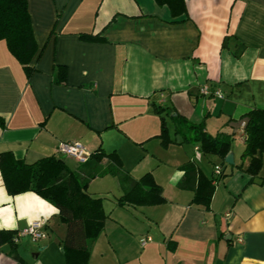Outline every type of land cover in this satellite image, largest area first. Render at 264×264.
Returning a JSON list of instances; mask_svg holds the SVG:
<instances>
[{
  "label": "crops",
  "instance_id": "crops-1",
  "mask_svg": "<svg viewBox=\"0 0 264 264\" xmlns=\"http://www.w3.org/2000/svg\"><path fill=\"white\" fill-rule=\"evenodd\" d=\"M27 8L37 44L29 76L0 41V154L26 164L55 156L102 199L106 219L88 264H264V155L255 177L242 158V118L264 109V0H185L178 17L154 0H27ZM60 67L65 80L56 83ZM177 115L231 136L234 163L177 134ZM68 141L92 158L58 155ZM146 175L164 201L120 205L131 180ZM204 183L207 204L194 201ZM33 194L7 192L14 199L0 203V216L32 217L46 238L18 237L29 223L17 219L0 230L14 235L0 244V264L65 263L66 225Z\"/></svg>",
  "mask_w": 264,
  "mask_h": 264
},
{
  "label": "trees",
  "instance_id": "trees-1",
  "mask_svg": "<svg viewBox=\"0 0 264 264\" xmlns=\"http://www.w3.org/2000/svg\"><path fill=\"white\" fill-rule=\"evenodd\" d=\"M162 7L166 6L171 15L178 17L186 12L185 0H154ZM5 41L10 53L20 62L28 76L33 72L29 63L37 52L31 20L27 8V0H0V41ZM230 38L225 37L222 48H229ZM242 47L233 52L238 57ZM65 68L57 72L56 83L64 82ZM244 120L245 148L243 159H250L246 173L252 177L258 175L264 155V109H252L242 118ZM177 134L185 140L198 143L202 152L216 155L222 162L230 153L231 136H210L203 123H192L183 116L172 118ZM5 127V120L0 116V128ZM166 125L161 121L159 137H166ZM165 140V139H164ZM96 155V161L102 159ZM112 154L106 155L111 157ZM92 158V156H91ZM110 171V170H109ZM115 174V171H110ZM0 174L8 194L15 196L31 192L48 201L60 211L62 223L66 225V234L62 241L65 256L64 264H88L93 242L101 233L106 215L102 207V199L87 192V183L71 171L55 156L26 164L16 160L11 153L0 154ZM95 174L90 176L93 177ZM222 176V175H221ZM211 187L201 184L194 201L207 204L210 199ZM164 201L160 188L150 175L139 181L131 180L126 193L119 199L120 205H154ZM14 235L10 232H0V244L13 242Z\"/></svg>",
  "mask_w": 264,
  "mask_h": 264
},
{
  "label": "built area",
  "instance_id": "built-area-1",
  "mask_svg": "<svg viewBox=\"0 0 264 264\" xmlns=\"http://www.w3.org/2000/svg\"><path fill=\"white\" fill-rule=\"evenodd\" d=\"M209 91L207 86H204L201 89L203 94H207ZM213 94L217 95L218 97H222L220 92H213ZM243 138H246L244 133ZM195 151L198 152L199 148L196 147ZM56 153L60 156L69 157L77 161L79 164H85L91 154L84 148L82 144L75 141H68V142H60ZM214 175L219 176L221 174L220 166H214ZM18 237H29L33 242L44 240L46 238V233L43 230V224L40 221H33L31 225L27 228L23 229L18 233ZM149 240L142 239L141 244L145 245V243Z\"/></svg>",
  "mask_w": 264,
  "mask_h": 264
},
{
  "label": "clouds",
  "instance_id": "clouds-1",
  "mask_svg": "<svg viewBox=\"0 0 264 264\" xmlns=\"http://www.w3.org/2000/svg\"><path fill=\"white\" fill-rule=\"evenodd\" d=\"M35 196V194H33ZM37 199H39L41 201L42 204L47 205L48 208V212L49 215L52 214H58L59 213V209L56 208L54 205H52L51 203H49L48 201L43 200V198L40 197H36ZM14 198L13 197H9L7 195V191L6 188L3 185L2 180H0V203H10ZM2 211V210H0ZM48 217H45V219H47ZM17 219H27L29 225H31L33 223V218L32 217H26L24 215H18V216H13L11 218V222H9L8 219L4 218L3 216H0V230H13L15 229L16 225V220ZM36 219H39L38 217Z\"/></svg>",
  "mask_w": 264,
  "mask_h": 264
},
{
  "label": "water",
  "instance_id": "water-1",
  "mask_svg": "<svg viewBox=\"0 0 264 264\" xmlns=\"http://www.w3.org/2000/svg\"><path fill=\"white\" fill-rule=\"evenodd\" d=\"M225 163L228 164V165H232L234 163V160H233V154H228L226 157H225Z\"/></svg>",
  "mask_w": 264,
  "mask_h": 264
},
{
  "label": "rangeland",
  "instance_id": "rangeland-1",
  "mask_svg": "<svg viewBox=\"0 0 264 264\" xmlns=\"http://www.w3.org/2000/svg\"><path fill=\"white\" fill-rule=\"evenodd\" d=\"M166 119H167V121L169 120V118L168 117H166ZM169 122V125H171V122L170 121H168Z\"/></svg>",
  "mask_w": 264,
  "mask_h": 264
}]
</instances>
